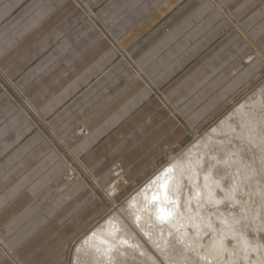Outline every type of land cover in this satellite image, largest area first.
Instances as JSON below:
<instances>
[{
  "label": "crops",
  "instance_id": "0c3cea01",
  "mask_svg": "<svg viewBox=\"0 0 264 264\" xmlns=\"http://www.w3.org/2000/svg\"><path fill=\"white\" fill-rule=\"evenodd\" d=\"M254 54L264 0H0V264L61 260L63 146L136 181Z\"/></svg>",
  "mask_w": 264,
  "mask_h": 264
},
{
  "label": "bare ground",
  "instance_id": "6f19581e",
  "mask_svg": "<svg viewBox=\"0 0 264 264\" xmlns=\"http://www.w3.org/2000/svg\"><path fill=\"white\" fill-rule=\"evenodd\" d=\"M223 133L233 138L222 139ZM263 195L264 93L242 104L183 156L166 165L128 205L135 228L167 256L178 237L184 244L179 252L186 256L197 252L204 264H264V241H251L241 225L250 218L255 219L252 222L259 234L264 229V198L259 213L252 207L253 200ZM237 204L244 213L235 215L234 210H228ZM245 204L250 205L249 211ZM75 254L74 264L159 263L116 214L87 234ZM178 258L177 264H183L185 257ZM190 261L197 262L194 258Z\"/></svg>",
  "mask_w": 264,
  "mask_h": 264
},
{
  "label": "rangeland",
  "instance_id": "374dc122",
  "mask_svg": "<svg viewBox=\"0 0 264 264\" xmlns=\"http://www.w3.org/2000/svg\"><path fill=\"white\" fill-rule=\"evenodd\" d=\"M263 55L264 54H254L253 58L256 59ZM240 71L241 70L238 72ZM240 73L243 75L245 71L243 70ZM230 81L231 83H228ZM263 93L264 64L260 68L252 69L251 74H249L247 77L241 76L238 77L237 80L229 79L227 82H224L220 87H218L213 93H208L207 99L200 103V107L203 105L205 106V116L203 119H201V122L195 126L189 125L187 127L185 121L183 122V120L179 118V120L187 128V132L184 134V136L172 144L165 159L153 167V169H150V172L148 171L147 173H144L143 177L137 179L136 181H118V178L122 177L121 174L116 179L111 181H96L91 177V174L86 170L85 166L79 163L76 155L71 153L69 149H66L63 146V162L60 166L63 177L62 184L63 187L65 184H67L66 187L70 189L78 182V194L75 197L76 199H73L71 202V199L68 201L66 200V202L63 203L62 215H66H64V218L61 221L63 237L61 240V260L54 264H74L76 255L75 252L77 251V247L79 243H81V240H83V238L91 231L96 229L101 222L113 214H116L118 217L122 218L130 226V229L139 235V239L146 244L147 251L153 255L154 258L158 259L159 263L157 264H177L179 261V256L182 258L185 257V261L182 262L183 264H204L202 257L197 252L190 251L188 256H186L187 254L185 253L179 252V249L181 250L180 245L184 247V244L181 243L182 241L180 243L178 242V237H176L174 243H172V248L169 250V256L161 253L155 245H152V243L148 242L149 240L144 238L145 236L141 234L137 228H135L134 223L132 222L131 211L128 205L129 200L153 177H155L156 174L158 175V173H160V171L166 165H168L171 161L183 156L186 151H188L193 146V144L198 142L208 132L213 130L214 127L219 126L229 115L235 112L238 107L247 101L250 102L251 100H254V98H258V96L263 95ZM174 114H177L176 111H174ZM235 118L236 117L234 116L232 117L234 120ZM237 127L240 130L242 126L238 123ZM50 135L53 137L52 133ZM221 135L222 136L220 137L222 139L233 138L232 136L228 135V133H223ZM113 186L114 188L112 189ZM253 193L254 196H259L258 191L256 193L253 191ZM263 198L264 195L253 200L252 207L255 213L260 212V206L262 205ZM76 200L78 204L76 207H74L73 205H75ZM242 200L244 202L243 198ZM249 206L250 205L245 204L247 211H249ZM227 207L225 206L224 209L227 210ZM70 208L72 209L69 215V213H65V211L69 210ZM230 209L235 211V215L237 213H244L243 207L239 204L232 208L229 207L228 210ZM261 214V217H264V211H262ZM229 215L231 214L229 213ZM70 217L71 219H69ZM74 218H76V220H74ZM253 220L255 219H245L241 221V225L244 227V230L247 231L248 237L251 241H264V229L260 231L259 234L255 222H252ZM249 222L252 223L251 226L249 225ZM216 245L217 244L213 246V250L215 249ZM87 251L89 252L90 248L87 249ZM85 253L86 252H82V256L87 255ZM192 258L197 260V262L193 263L190 261ZM89 259L92 260L91 255H87V260ZM140 261L141 260H135L136 263L132 262L131 264H144ZM80 262L84 263L82 261ZM211 264H216V262H212Z\"/></svg>",
  "mask_w": 264,
  "mask_h": 264
}]
</instances>
